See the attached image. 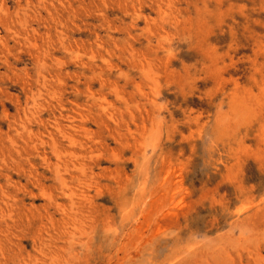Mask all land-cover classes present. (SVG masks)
<instances>
[{
	"label": "rangeland",
	"instance_id": "rangeland-1",
	"mask_svg": "<svg viewBox=\"0 0 264 264\" xmlns=\"http://www.w3.org/2000/svg\"><path fill=\"white\" fill-rule=\"evenodd\" d=\"M0 264H264V0H0Z\"/></svg>",
	"mask_w": 264,
	"mask_h": 264
}]
</instances>
